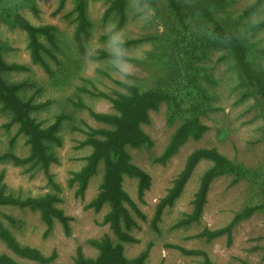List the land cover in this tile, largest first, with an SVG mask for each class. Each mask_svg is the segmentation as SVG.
I'll return each instance as SVG.
<instances>
[{
    "label": "rangeland",
    "instance_id": "rangeland-1",
    "mask_svg": "<svg viewBox=\"0 0 264 264\" xmlns=\"http://www.w3.org/2000/svg\"><path fill=\"white\" fill-rule=\"evenodd\" d=\"M35 1L38 15L26 9L22 14L33 25L55 27L56 46L50 48L53 57L45 55L51 73L46 74L39 65L31 62L25 32L0 22V42L8 47L3 52L4 60L9 64L24 66L22 70L4 73V78L8 82L25 83L18 92L22 99L32 98L37 103L48 101L43 108L31 114L42 126L52 123L58 115L64 116L56 132L58 142H46L48 152L55 157V162L47 168V174L56 188L52 187L47 174L38 165H13L8 159H3L0 160V172L4 173V190L15 197L24 199L55 193L59 198L58 207L69 217V234H65L62 226L54 222L51 231L43 235L45 227L37 212L10 205H0V224L8 228L20 244L35 247L45 255L54 250L56 263L73 264L77 247H81L85 256L95 258L97 251L87 244V240L110 234L107 225L102 224L108 207L105 205L98 211L85 207L97 193L102 164L89 180L82 197L75 196L74 187L67 183L70 173L84 164V157L90 152L89 146L80 145L84 139L83 131L88 126L106 127L90 116L89 109L113 113L106 96L124 93V84L141 89L161 84L168 71L167 53L155 41L127 45L136 55L133 60L136 70L128 81H121L106 63L90 65L84 54L78 52L73 41L76 22L71 0H66L59 12H55L59 0ZM109 1L85 0L88 37L95 36L101 43L106 39V24L109 21L116 23L113 15L106 20L102 18ZM253 1L230 0L218 7L216 13L239 12ZM136 8L140 11H136ZM162 12L166 16L164 19L158 17L143 0H126V19L121 28L126 32L127 40L163 34L172 21L164 9ZM243 22V39L249 48V60L256 67H264V0ZM40 40L45 43L43 37ZM100 60L105 61L106 58ZM196 66L199 90L195 94L202 95L204 101L205 109L199 115L200 121L207 127L204 134L197 140L185 142L165 164L154 163L152 159L162 152L179 123H167V105L161 103L157 109L148 111L149 123L141 125L151 145L138 149L126 147L130 161L149 174L151 184L140 201L136 194V181L131 178L122 181L123 189L144 215L143 218H135L136 225L130 232L135 241L123 244V255L133 258L146 250L147 257L143 264H203L201 256L183 255L171 247L179 245L204 251L213 264H264V209L240 222L232 232L230 243H227L225 235L208 241L195 236L205 227L210 230L223 227L245 206L264 204V183L251 184L240 180L230 184V176L216 177L209 186L198 222L182 227L172 226L191 210L190 202L199 177L210 165L206 160H201L195 166L180 195L172 206L163 210L157 231L151 227L156 203L182 169L186 156L195 148L214 147L232 161L249 168H262L264 174L263 103L241 85L232 58L223 50L203 49ZM9 120V112L0 108V156L8 152L26 156L28 146L25 137L15 135L16 125L6 127ZM0 253L11 256L21 264H35L12 254L1 241Z\"/></svg>",
    "mask_w": 264,
    "mask_h": 264
},
{
    "label": "trees",
    "instance_id": "trees-1",
    "mask_svg": "<svg viewBox=\"0 0 264 264\" xmlns=\"http://www.w3.org/2000/svg\"><path fill=\"white\" fill-rule=\"evenodd\" d=\"M66 0H59L55 12H59ZM72 12L76 22L73 41L80 54H84L85 38L88 37L89 21L86 17L85 0H71ZM145 4L161 19L166 11L172 23L163 34L146 36L127 40V45L144 41L158 42L167 53L168 71L164 74V81L154 87L141 89L135 85L124 84L125 92L117 93L114 97L106 98L110 101L113 113L95 112L89 109L94 120L106 127H87L83 131L84 139L80 145L89 146L90 152L84 157V164L70 173L67 183L74 187V195L82 197L87 184L102 164V176L97 193L86 204V208L94 211L107 206L108 210L102 217V224L107 225L110 234H103L99 238L88 239L87 244L97 251L95 258L83 254L81 247H77L73 264H143L147 251H141L133 258L123 255V244L134 242L130 234L136 225L135 218H143V213L137 204L122 187L124 178L136 181V194L142 200L143 194L149 189L151 178L143 169L130 161L126 147L141 148L150 146L149 136L141 129V125L149 123V110H155L161 103H166V121L173 124L179 121L172 132L162 152L154 157V163L165 164L176 154L179 148L188 140L199 139L207 130L199 115L205 109L202 95L198 91L196 78L198 69L196 61L205 48L221 49L233 60L239 81L242 86L250 90L264 105V67L254 66L248 57L249 48L243 39L244 18L255 10L263 0H254L239 12L216 13V9L230 0H143ZM126 0H110L103 13V20L110 15L116 17V23L121 28L126 19ZM28 10L38 15L39 9L35 0H0V22L10 28H18L27 36V48L30 60L39 65L46 74L51 68L45 55L53 57L50 48L55 45V27L52 25H33L23 14ZM44 38V42L40 40ZM8 47L0 42V108L9 112L10 120L6 127L16 125L15 135H23L28 146V154L20 157L11 152L0 156V160L8 159L13 165H38L47 174L50 163L55 157L48 152L46 142H58L56 132L63 115L42 126L31 115L43 108L47 102H33L32 98L22 99L18 92L24 88L23 82H8L4 73L24 69V66L7 63L3 52ZM100 59L107 58V52L101 50ZM193 93L195 96H193ZM103 95V94H102ZM14 136L10 139L12 143ZM206 160L210 165L201 173L197 189L190 202L191 210L178 219L172 226L182 227L198 222L206 203L209 186L213 179L227 175L231 177L230 184L246 180L251 184L264 183L262 168H249L228 159L214 147H198L193 149L185 158L182 169L171 181L165 194L155 205L151 227L157 231V223L166 207L172 206L175 199L182 192L195 166ZM3 172H0V205H10L27 208L37 212L45 229L43 235L49 233L54 222H58L65 234H69V217L58 207L59 198L55 193H46L38 197L18 198L4 190L2 183ZM49 183L55 189V184L48 175ZM264 204L245 206L236 212L223 227L210 230L203 228L195 236L206 241L225 235L227 243L231 242L234 228L245 219L252 216ZM14 223L11 218H8ZM0 241L12 254L35 264L56 263V252L53 250L45 255L35 247L20 244L8 228L0 224ZM187 256H201L203 264H213L206 253L200 249H186L179 245H171ZM0 264H21L11 256L0 253Z\"/></svg>",
    "mask_w": 264,
    "mask_h": 264
},
{
    "label": "clouds",
    "instance_id": "clouds-1",
    "mask_svg": "<svg viewBox=\"0 0 264 264\" xmlns=\"http://www.w3.org/2000/svg\"><path fill=\"white\" fill-rule=\"evenodd\" d=\"M136 11H140L136 8ZM144 19V17H141ZM104 33L106 39L103 43L99 42L95 36L86 37L84 43V57L90 65L106 63L121 81H128V78L135 74L136 65L133 60L136 55L127 46V34L117 23L109 21ZM101 50L107 52L105 61L100 60Z\"/></svg>",
    "mask_w": 264,
    "mask_h": 264
}]
</instances>
